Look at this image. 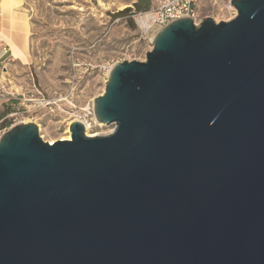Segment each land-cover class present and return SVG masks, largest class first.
I'll list each match as a JSON object with an SVG mask.
<instances>
[{
	"label": "water",
	"instance_id": "water-1",
	"mask_svg": "<svg viewBox=\"0 0 264 264\" xmlns=\"http://www.w3.org/2000/svg\"><path fill=\"white\" fill-rule=\"evenodd\" d=\"M116 64L88 137L0 138V264H264V0Z\"/></svg>",
	"mask_w": 264,
	"mask_h": 264
},
{
	"label": "rangeland",
	"instance_id": "rangeland-1",
	"mask_svg": "<svg viewBox=\"0 0 264 264\" xmlns=\"http://www.w3.org/2000/svg\"><path fill=\"white\" fill-rule=\"evenodd\" d=\"M137 3L22 0L14 10L27 20V54L20 60L10 54L0 70V137L28 121L44 141L68 136L76 120L92 123L94 101L105 93L109 70L118 63L144 62L153 49L151 29L140 23L146 11L137 10ZM228 3L202 0L200 19L226 22L234 16L224 9ZM102 125L91 131L100 136L114 131Z\"/></svg>",
	"mask_w": 264,
	"mask_h": 264
},
{
	"label": "built area",
	"instance_id": "built-area-1",
	"mask_svg": "<svg viewBox=\"0 0 264 264\" xmlns=\"http://www.w3.org/2000/svg\"><path fill=\"white\" fill-rule=\"evenodd\" d=\"M151 8L140 14V18L145 20V26L149 30L157 28L160 32L171 23L189 18L192 19L196 25H200L203 20L199 17V6L202 0H151ZM232 0L225 6L228 13H233V18L237 16V10L231 4ZM93 117L94 113L91 114ZM1 138V137H0Z\"/></svg>",
	"mask_w": 264,
	"mask_h": 264
},
{
	"label": "crops",
	"instance_id": "crops-1",
	"mask_svg": "<svg viewBox=\"0 0 264 264\" xmlns=\"http://www.w3.org/2000/svg\"><path fill=\"white\" fill-rule=\"evenodd\" d=\"M20 1L22 5V0ZM1 5L2 0H0V7ZM2 10L5 16L1 15L0 8V70L6 65L10 54V57L16 59L15 53L20 52L21 55L19 59H16L20 60L21 58L25 57L28 47V28L26 29L24 25L26 19L19 17V15H22V13H19L14 9L3 8ZM24 43H26V45Z\"/></svg>",
	"mask_w": 264,
	"mask_h": 264
},
{
	"label": "bare ground",
	"instance_id": "bare-ground-1",
	"mask_svg": "<svg viewBox=\"0 0 264 264\" xmlns=\"http://www.w3.org/2000/svg\"><path fill=\"white\" fill-rule=\"evenodd\" d=\"M19 6H21V1L20 0H2V8H5V9H14V8H16V7H19ZM12 11V10H11ZM8 12V11H7ZM13 15V14H12ZM14 15H15V13H14ZM14 17V16H13ZM15 18V17H14ZM17 23V22H16ZM141 26H142V28L145 30V31H149V28H147L146 26H145V20L144 19H141ZM24 25H25V28L27 29L28 27H27V20L24 22ZM25 32V31H24ZM159 31H158V29L157 28H154L153 30H151V32H150V35H151V40L153 41L154 40V37L157 35V33H158ZM26 34V33H25ZM22 42H24V41H22ZM25 45H26V43H24ZM16 48H18V47H16ZM23 50V49H22ZM25 50H26V48H25ZM27 54V53H26ZM20 55H21V53L20 52H17V53H15V57H16V59L18 58L19 59V57H20ZM24 58V57H23ZM111 70L112 69H110L109 70V74H110V72H111ZM108 74V75H109ZM41 102V101H40ZM40 104V103H39ZM78 118V117H77ZM76 121H79V120H76ZM75 121V122H76ZM92 123H89V122H87V121H79V122H81V123H83L84 124V126H85V134L88 136V137H97V136H100V134L99 133H96V132H92L91 131V129L93 128V126H97V127H102L103 125L101 124V123H98V121H96V117L95 118H93L92 119ZM29 122V121H28ZM28 122H25V123H28ZM69 126H71V124H69ZM68 131V133H69V135L68 136H64V137H60V138H58V139H52V140H49V141H47L50 145H53L54 143H56L57 141H71L72 140V135H71V130L69 129V127H68V129H67Z\"/></svg>",
	"mask_w": 264,
	"mask_h": 264
},
{
	"label": "trees",
	"instance_id": "trees-1",
	"mask_svg": "<svg viewBox=\"0 0 264 264\" xmlns=\"http://www.w3.org/2000/svg\"><path fill=\"white\" fill-rule=\"evenodd\" d=\"M139 3L136 4V8L139 11H147L150 8L151 0H138Z\"/></svg>",
	"mask_w": 264,
	"mask_h": 264
}]
</instances>
